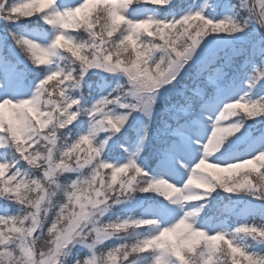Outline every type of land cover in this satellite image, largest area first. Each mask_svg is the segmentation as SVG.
I'll return each mask as SVG.
<instances>
[{
	"label": "snow or ice",
	"instance_id": "snow-or-ice-1",
	"mask_svg": "<svg viewBox=\"0 0 264 264\" xmlns=\"http://www.w3.org/2000/svg\"><path fill=\"white\" fill-rule=\"evenodd\" d=\"M0 264H264V0H0Z\"/></svg>",
	"mask_w": 264,
	"mask_h": 264
},
{
	"label": "rangeland",
	"instance_id": "rangeland-1",
	"mask_svg": "<svg viewBox=\"0 0 264 264\" xmlns=\"http://www.w3.org/2000/svg\"><path fill=\"white\" fill-rule=\"evenodd\" d=\"M206 2H209V0H201V3H206ZM234 147H236V146H234ZM232 151H234V152L238 151V147L232 149Z\"/></svg>",
	"mask_w": 264,
	"mask_h": 264
},
{
	"label": "trees",
	"instance_id": "trees-1",
	"mask_svg": "<svg viewBox=\"0 0 264 264\" xmlns=\"http://www.w3.org/2000/svg\"><path fill=\"white\" fill-rule=\"evenodd\" d=\"M253 203H255V202H253Z\"/></svg>",
	"mask_w": 264,
	"mask_h": 264
}]
</instances>
